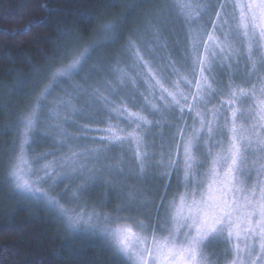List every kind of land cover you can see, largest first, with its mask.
Returning <instances> with one entry per match:
<instances>
[{"label":"snow or ice","instance_id":"snow-or-ice-1","mask_svg":"<svg viewBox=\"0 0 264 264\" xmlns=\"http://www.w3.org/2000/svg\"><path fill=\"white\" fill-rule=\"evenodd\" d=\"M126 7L102 39L73 40L17 78L13 90L31 103L16 117L6 183L68 231L99 235L120 264H264V0ZM141 8L142 27L124 36ZM55 32L70 34L60 23ZM41 126L58 147L32 159ZM105 174L119 177L112 212L66 206ZM214 248L223 249L215 261Z\"/></svg>","mask_w":264,"mask_h":264},{"label":"trees","instance_id":"trees-1","mask_svg":"<svg viewBox=\"0 0 264 264\" xmlns=\"http://www.w3.org/2000/svg\"><path fill=\"white\" fill-rule=\"evenodd\" d=\"M133 4L132 0H115V4L112 0H0V264H120L101 237L91 232L76 235L68 231L57 212L41 201L18 195L6 183L5 173L8 158L18 143L20 130L16 117L31 103L28 96L13 90L17 78L30 76L34 66L49 64L48 58L58 48L71 46L73 40L76 48H83L97 38L102 39V26L122 18L128 11L126 6ZM145 10L137 9L129 17L124 36L142 27ZM85 14L93 19L86 22ZM41 17L45 18L41 22L43 27L16 34L29 21L36 23ZM58 23L70 33L63 39L55 32ZM124 43L122 38L115 47ZM68 131L74 132V129ZM35 137L37 143L29 149L30 158L35 159L33 152L39 157L56 151L58 145L53 139L45 138L55 137L54 132H46L41 126L35 130ZM118 179L107 174L98 177L79 204L69 202L66 206L87 205L89 209L112 212L121 202V190L113 187ZM78 184L72 185L64 196L65 201H70L71 192ZM151 184L156 186L155 181ZM56 191L63 193L64 185Z\"/></svg>","mask_w":264,"mask_h":264},{"label":"rangeland","instance_id":"rangeland-1","mask_svg":"<svg viewBox=\"0 0 264 264\" xmlns=\"http://www.w3.org/2000/svg\"><path fill=\"white\" fill-rule=\"evenodd\" d=\"M132 2L136 3V0H132ZM103 38V37H102ZM151 199V197H149ZM69 208H77L79 209L77 206L75 207H71V206H67ZM102 212V211H100ZM103 212H111V211H103ZM98 237H100L99 235H97ZM223 251L222 248H214L210 251L209 253V257L211 260L215 261L216 260V257Z\"/></svg>","mask_w":264,"mask_h":264}]
</instances>
